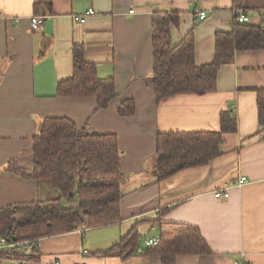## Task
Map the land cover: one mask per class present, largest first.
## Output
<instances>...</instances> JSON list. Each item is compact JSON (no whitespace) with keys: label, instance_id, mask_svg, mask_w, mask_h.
Listing matches in <instances>:
<instances>
[{"label":"crops","instance_id":"0c3cea01","mask_svg":"<svg viewBox=\"0 0 264 264\" xmlns=\"http://www.w3.org/2000/svg\"><path fill=\"white\" fill-rule=\"evenodd\" d=\"M89 9L94 14L86 15ZM199 11L206 19L196 17ZM155 12H178L172 46L193 29L198 66L212 62L215 34L230 32L237 12L248 24L264 27V0H0V209L59 197L49 181L5 170L15 162L32 172V140L47 117L68 118L89 133L116 135L126 176L119 222L43 238L40 261L26 264H161L151 255L121 260L98 252L130 232L141 251L146 240L187 226L199 230L210 254L178 256L176 264H264V126L256 108V90L264 89V50L235 53L220 67L215 93L158 101L151 83ZM32 16L43 18L36 31L30 29ZM82 17L84 23L75 20ZM74 45L83 47L99 79L114 81L116 97L105 110H97L94 98L56 96L57 84L72 76ZM129 99L134 114L119 116L118 107ZM228 109L236 114L237 130L224 136L221 154L156 182V135L217 132L220 114ZM241 177L246 182L239 185ZM223 189L229 197L215 199L213 192Z\"/></svg>","mask_w":264,"mask_h":264},{"label":"trees","instance_id":"16d2710c","mask_svg":"<svg viewBox=\"0 0 264 264\" xmlns=\"http://www.w3.org/2000/svg\"><path fill=\"white\" fill-rule=\"evenodd\" d=\"M48 7L49 5L46 4ZM39 4L33 6L37 15ZM178 12H155L151 18L152 87L158 101L179 95L203 96L217 90L220 67L233 61L240 51L264 50V27L239 23L234 18L230 32H217L210 64L198 66L194 59L193 29L172 46L171 29L178 28ZM258 124L264 126V89L256 90ZM60 98H94L97 110H105L116 97L112 78L99 79L93 63L85 60L81 45L72 48V76L57 84ZM132 100L118 107L121 117L134 114ZM237 130L236 114H220L217 132L160 133L155 138L156 182L190 168L207 165L221 154L224 136ZM118 138L79 129L68 118L47 117L32 140L33 170L27 173L15 162L6 171L24 179L46 180L59 192L52 200L12 205L0 209V238L8 242L41 240L76 231L115 224L121 220V186L126 176L120 168ZM137 235L130 232L117 244L98 254L125 260L133 255H151L161 264H176L178 256L209 255L210 249L199 230L187 226L159 237L155 246L135 248ZM38 263L39 247L31 254L0 250V261Z\"/></svg>","mask_w":264,"mask_h":264},{"label":"built area","instance_id":"2783aa9c","mask_svg":"<svg viewBox=\"0 0 264 264\" xmlns=\"http://www.w3.org/2000/svg\"><path fill=\"white\" fill-rule=\"evenodd\" d=\"M94 14V11L92 9H89L86 13V15H92ZM196 17L199 20H204L206 19V14L203 11H199L196 12ZM75 20H77L80 23H84L85 22V17L82 18H75ZM235 20L239 23H243V24H248L249 23V18L241 13V12H237L235 14ZM29 24H30V29L32 31H36L38 29H40V27L43 24V18L40 16H32L30 17L29 20ZM246 182V178L245 177H241L239 179L238 184H244ZM213 196L215 199L218 200H225L229 197V194L226 190H216L213 192ZM159 242V239H148L145 241V245L147 247H151V246H155L157 245ZM34 247H39V240H26V241H20V242H8L5 239L0 238V250L2 251H8V252H20L23 253L24 255H29L31 254L32 250L34 249ZM84 254L88 253L86 250L83 251ZM18 264H26L28 263L25 260H20V261H15ZM238 264H246V263H238Z\"/></svg>","mask_w":264,"mask_h":264}]
</instances>
